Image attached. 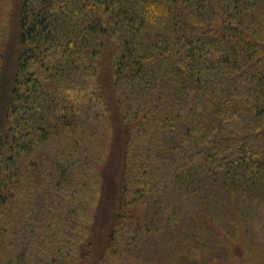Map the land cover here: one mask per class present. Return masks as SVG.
<instances>
[{
  "label": "trees",
  "instance_id": "16d2710c",
  "mask_svg": "<svg viewBox=\"0 0 264 264\" xmlns=\"http://www.w3.org/2000/svg\"><path fill=\"white\" fill-rule=\"evenodd\" d=\"M0 97V264L264 253V0H0Z\"/></svg>",
  "mask_w": 264,
  "mask_h": 264
},
{
  "label": "rangeland",
  "instance_id": "374dc122",
  "mask_svg": "<svg viewBox=\"0 0 264 264\" xmlns=\"http://www.w3.org/2000/svg\"><path fill=\"white\" fill-rule=\"evenodd\" d=\"M6 62H7L6 67H5V71H6L5 75L6 76H5L4 79H6L5 83L8 86L9 85V80L11 78V75H12V72H13V68H14V58H11L9 56ZM1 98L2 97H0V101L2 102ZM1 102H0V122L2 121V117H3V108H2L3 105H1ZM114 121H115V117L113 118V122ZM118 134H119V136L121 135V133L119 131L116 134V136ZM119 145H121V143H117L115 145V147L112 150L113 153L111 154L110 159L107 160V165L105 167V170H102V174H104V172L106 171V181H107V183L111 182L110 177H108V176H111L109 172L112 171V172L115 173V171L117 170V167H118V160H119V153H120ZM100 157H103V152L100 155ZM99 167H100V165H99ZM102 167H100V168H102ZM100 171H101V169H100ZM107 171H108V173H107ZM112 191H113L112 189H111V191H108V186H107V191H106L105 194H103L102 199H104V201H105L106 198H107V200H110ZM102 199H101L100 209H101L102 213L105 215L106 208L108 206V202L107 203L103 202ZM86 236H87V230H85V234L82 236L81 239H85ZM236 246H237V248L234 249V251H235L234 254L236 256L231 258V259H229V260H227V261H223L222 263H219V264H264V253L263 254H259V253L256 254L255 253L254 254V253H252V251H247L246 249H244L242 245L236 244Z\"/></svg>",
  "mask_w": 264,
  "mask_h": 264
}]
</instances>
